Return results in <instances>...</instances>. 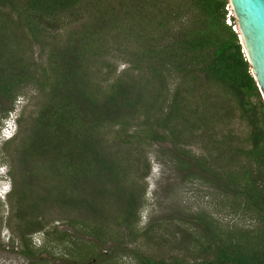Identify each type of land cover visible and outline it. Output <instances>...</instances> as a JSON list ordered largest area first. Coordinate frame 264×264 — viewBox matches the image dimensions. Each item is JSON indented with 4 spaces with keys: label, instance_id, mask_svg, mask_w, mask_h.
<instances>
[{
    "label": "trees",
    "instance_id": "obj_1",
    "mask_svg": "<svg viewBox=\"0 0 264 264\" xmlns=\"http://www.w3.org/2000/svg\"><path fill=\"white\" fill-rule=\"evenodd\" d=\"M103 2L0 0V120L17 98L34 93L1 148L17 253L26 264H49L50 243H68L62 256L78 259L94 254L99 241H116L120 253L149 235L151 224L137 228L142 200L127 189L125 157L136 161L168 143L177 169L253 226L226 227L199 212L179 229L182 256L135 254L137 264H264V99L239 35L226 24L229 0ZM131 22L151 34L134 38L136 61L118 72L108 32H127ZM192 144L202 152L188 150ZM111 188L125 199L112 219L96 205ZM53 210L61 216L50 217ZM113 224L122 236L112 235ZM36 233L45 237L42 247L33 243Z\"/></svg>",
    "mask_w": 264,
    "mask_h": 264
},
{
    "label": "rangeland",
    "instance_id": "obj_2",
    "mask_svg": "<svg viewBox=\"0 0 264 264\" xmlns=\"http://www.w3.org/2000/svg\"><path fill=\"white\" fill-rule=\"evenodd\" d=\"M104 1V6H118L119 4V0ZM119 9L121 8L118 7L116 10ZM128 26H132V28H128L127 32H121V29L108 32V35L112 38L109 40H111L113 46L109 60L118 72L126 70L136 61L134 54L137 53V48L140 45L137 44L134 38L138 35L149 38L152 30L151 28H144L139 23L131 22ZM33 94L28 93L26 97L23 95L17 98L13 110L8 113L6 118L0 120V264H26V260L17 253L20 249V241L18 235L13 231L17 223L13 220L11 223L9 222V200L13 197L10 196L12 183L10 179H3L9 166L3 160L4 154L1 153V148L5 142L2 138V132L5 130L6 124L9 128H14L17 117L21 114L22 109L29 104L28 99ZM32 109V107L27 108V115ZM233 127L235 129L240 128V131L245 130L242 124L235 123ZM200 147L201 144L187 146L188 150H191L194 154L202 152ZM154 150L155 152L150 153L147 157L143 151L142 156L139 157L136 153L135 155L138 158L136 161L131 160L132 156L125 157L127 164L131 167L127 177V189H133L139 202L140 199L142 200L141 207L137 212L139 218L137 228L142 233L151 224L154 226V231H150L149 235L140 236L134 244L128 243L121 249L120 253H114L116 241L107 244L99 241L94 254L90 253L85 258L78 259L74 255L62 256V253H66L68 243H65L62 247L58 246L56 249L53 248L54 243H50L48 252L55 254L44 255L49 260V264H137L135 254L154 260L167 259L177 255L182 256L183 253L176 248L180 238L179 229H187L185 228L186 219L199 212H206L226 227L234 225L241 229H249L253 226V221L249 217L245 218L238 214L236 207L232 208L229 203L223 202L214 189L201 181L192 180L190 173L181 172L177 169L175 160H170L171 156L168 151L173 150L168 143L161 148L155 146ZM147 165L149 166V173ZM122 173H124L123 170ZM118 189L111 188L106 197L96 201L97 208L104 218L107 216L112 219L110 215L117 208V205L119 209L125 207L123 197L124 200L121 198L120 202L116 200L119 197L117 195ZM56 216L61 215L56 213V210L50 211V217ZM60 223L55 224L61 225L60 229L63 231L68 229L64 223ZM111 227L112 235L119 236L121 234L122 236V231L116 227V224L111 225ZM173 234H176V236L173 237ZM124 237L122 239L118 238L123 240ZM131 238L133 237H125L124 241L129 242ZM44 239L43 233H36L33 236V243L37 247H42L45 242ZM135 249H137V252L132 253Z\"/></svg>",
    "mask_w": 264,
    "mask_h": 264
},
{
    "label": "water",
    "instance_id": "obj_3",
    "mask_svg": "<svg viewBox=\"0 0 264 264\" xmlns=\"http://www.w3.org/2000/svg\"><path fill=\"white\" fill-rule=\"evenodd\" d=\"M251 73L264 99V0H229Z\"/></svg>",
    "mask_w": 264,
    "mask_h": 264
},
{
    "label": "clouds",
    "instance_id": "obj_4",
    "mask_svg": "<svg viewBox=\"0 0 264 264\" xmlns=\"http://www.w3.org/2000/svg\"><path fill=\"white\" fill-rule=\"evenodd\" d=\"M6 125L7 126H6L5 130L2 132V138H3L4 141L12 139L16 135L17 129H18L17 122H16L14 128H12V127L9 128L8 124H6ZM16 125H17V127H16ZM3 179H7V180L10 179L7 173L4 175Z\"/></svg>",
    "mask_w": 264,
    "mask_h": 264
},
{
    "label": "built area",
    "instance_id": "obj_5",
    "mask_svg": "<svg viewBox=\"0 0 264 264\" xmlns=\"http://www.w3.org/2000/svg\"><path fill=\"white\" fill-rule=\"evenodd\" d=\"M228 14H227V19H226V24L231 27V29L233 30V32H235L236 34L239 35V30L238 27L236 25L237 21H236V17L235 15L232 13V8L231 5L229 4L228 7L226 8ZM235 18V21H232L231 19Z\"/></svg>",
    "mask_w": 264,
    "mask_h": 264
}]
</instances>
